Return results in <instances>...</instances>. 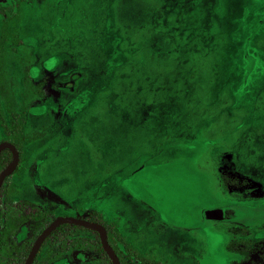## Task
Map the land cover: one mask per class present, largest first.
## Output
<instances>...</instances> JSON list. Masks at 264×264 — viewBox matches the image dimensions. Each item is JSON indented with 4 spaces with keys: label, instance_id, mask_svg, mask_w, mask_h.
<instances>
[{
    "label": "rangeland",
    "instance_id": "1",
    "mask_svg": "<svg viewBox=\"0 0 264 264\" xmlns=\"http://www.w3.org/2000/svg\"><path fill=\"white\" fill-rule=\"evenodd\" d=\"M16 4L0 18V142L10 111L22 139L0 208L100 210L159 264H224L227 230L246 226L263 261L264 0ZM231 202L235 220L204 218Z\"/></svg>",
    "mask_w": 264,
    "mask_h": 264
},
{
    "label": "flooded vegetation",
    "instance_id": "2",
    "mask_svg": "<svg viewBox=\"0 0 264 264\" xmlns=\"http://www.w3.org/2000/svg\"><path fill=\"white\" fill-rule=\"evenodd\" d=\"M17 2L18 0H0V18L6 19L5 17L7 15V11L4 9L8 8V6H13ZM4 19L0 22V58L4 52L2 40L5 36H9L7 23ZM45 81L46 80H44V78L38 81V86H40L38 93L41 96L44 95V91L41 86H44ZM10 123L11 119L9 118V124ZM2 142H9L13 144L16 149L18 148L13 140L9 138L8 133L6 134V138L0 143ZM5 149L9 148H4L3 150ZM2 185L3 182L0 187L1 205ZM51 201L53 200L50 197L47 200V204H45V206H41L34 200L17 198L14 202H12L11 209L5 210L0 208V264H25L28 255L40 234L58 218L79 219L98 223L103 226L106 240L121 264H159L158 259L152 260L149 258L150 255L143 254L138 250V248H134L137 247L134 246V243L128 241L119 242L116 237L118 233V226L109 221H107V223L103 222L102 220H105V218H103V212L100 210L96 211L97 219L95 220L94 215L89 214V217L87 218L86 216L81 217L70 212L57 213L58 211L53 207V202ZM221 205L222 204H219L218 206ZM146 221L148 223L147 227L149 225L153 227L158 225V222L154 225L153 218L147 219ZM217 222L220 223L228 221H215L214 224ZM164 223L160 222V229H165L167 232L175 233L171 230L172 225H169V223L166 222ZM214 228L217 229V226L214 225ZM229 229L230 230H227L229 234L234 233L236 235L239 234L240 236L237 235L233 236L231 239L228 238L224 247L225 261H223V263L235 264L238 262L236 264H242L249 262V264H264V260L261 262H250L252 260L251 255L253 253V249L256 248L254 245L258 244H253L251 240L244 238V235H248V229L246 226H231ZM141 230L142 228L139 232ZM143 232L145 231L143 230ZM146 232L149 231L146 230ZM193 246L194 245H190L192 251L195 249ZM155 250L158 251L160 249L158 248ZM171 255L174 254L172 253ZM30 264L114 263L103 249L101 237L97 230L85 227L74 220H70L61 221L50 230V232L41 241Z\"/></svg>",
    "mask_w": 264,
    "mask_h": 264
},
{
    "label": "water",
    "instance_id": "3",
    "mask_svg": "<svg viewBox=\"0 0 264 264\" xmlns=\"http://www.w3.org/2000/svg\"><path fill=\"white\" fill-rule=\"evenodd\" d=\"M4 148H9L11 150V152H12V160L0 172V187H1V184H2L6 174L8 173L10 168L18 160V151H17L16 147L13 144H11L9 142L0 143V152ZM234 203H236L238 206H243L242 204H240L238 202H231L230 204H227L226 206L225 205H221V206H216V207H213V208H209V209L204 210V218L207 219V220H210V221H214V222L215 221H222V220H227L229 222V221L235 220V209H239V207L236 204H234ZM70 220H74L75 222H77L79 224H82L85 227L97 230L99 232V234H100V237H101L103 249L105 250L107 255L110 257V259L113 261L114 264H121L120 261L118 260L117 256L115 255L114 251L112 250V248L110 247V245L108 244V242L106 240L105 230H104L103 226H101L98 223H93V222H88V221L79 220V219H73V218H58L50 226H48L40 234V236L38 237L36 243L34 244L31 252L28 255V258H27L25 264H30L31 263V261H32V259L34 257V254L36 253V250L39 247L41 241L50 232V230L52 228H54L61 221H70Z\"/></svg>",
    "mask_w": 264,
    "mask_h": 264
},
{
    "label": "trees",
    "instance_id": "4",
    "mask_svg": "<svg viewBox=\"0 0 264 264\" xmlns=\"http://www.w3.org/2000/svg\"><path fill=\"white\" fill-rule=\"evenodd\" d=\"M10 119L11 123L8 125L6 124L5 120L2 119L1 123L4 125L6 132L9 135V138L13 140L16 146L21 142L22 138H18L15 136V132L18 126V117L14 111H10ZM11 160V152L9 149H5L0 154V171L10 162Z\"/></svg>",
    "mask_w": 264,
    "mask_h": 264
},
{
    "label": "bare ground",
    "instance_id": "5",
    "mask_svg": "<svg viewBox=\"0 0 264 264\" xmlns=\"http://www.w3.org/2000/svg\"><path fill=\"white\" fill-rule=\"evenodd\" d=\"M189 229H191V230H193V231H196V232H197V231H200L199 228L194 227V226H193V227H189Z\"/></svg>",
    "mask_w": 264,
    "mask_h": 264
}]
</instances>
